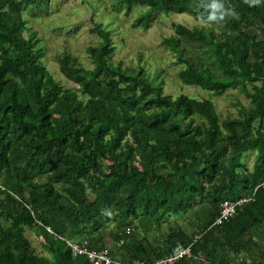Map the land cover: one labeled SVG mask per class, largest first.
Returning <instances> with one entry per match:
<instances>
[{
	"label": "trees",
	"instance_id": "16d2710c",
	"mask_svg": "<svg viewBox=\"0 0 264 264\" xmlns=\"http://www.w3.org/2000/svg\"><path fill=\"white\" fill-rule=\"evenodd\" d=\"M47 1L0 0V264H91L70 250L84 242L112 264L166 261L179 247L189 252L161 264H264V0L112 3L138 8L134 27L170 12L203 22H173L161 39L199 98L165 93L139 57L113 60L111 31L95 21L90 66L57 57L63 86L24 34L23 11L39 16ZM228 90L247 104L221 119L212 97ZM35 227L49 256L25 235Z\"/></svg>",
	"mask_w": 264,
	"mask_h": 264
},
{
	"label": "rangeland",
	"instance_id": "374dc122",
	"mask_svg": "<svg viewBox=\"0 0 264 264\" xmlns=\"http://www.w3.org/2000/svg\"><path fill=\"white\" fill-rule=\"evenodd\" d=\"M114 1L48 0L44 4L45 10L39 16L32 11H23L28 25V31H25L24 34L37 38L36 40L44 46L43 63L54 78L60 81L63 86L71 85V82L60 72L57 63V57L64 52L72 53L81 64L90 66L86 48L95 44L99 39L98 34L90 30L95 21L99 22L101 27L111 31L110 37L115 47L113 60H121L125 65L134 66L139 57L140 63L150 76L156 69H159L162 73V85L165 93L173 96L186 93L197 98L206 95L200 88L178 80L179 65L173 63L175 58L169 49L161 45L162 37L173 33V22L187 26L202 25L203 22L194 19L188 13L170 12L155 16L146 29L140 25L134 27L131 23L137 15L138 8L126 15L124 8L113 9L111 7ZM159 78L160 75L158 80ZM212 99L221 119L226 115H238L239 103L247 104L244 96L237 90H228L220 96L212 97ZM247 155L245 161L248 168H251L254 152H249ZM149 182L154 184L153 178H149ZM25 235L36 253L49 256L44 246V236L37 227L26 228ZM112 245L111 242H108L107 248H111ZM103 250L108 252L105 247Z\"/></svg>",
	"mask_w": 264,
	"mask_h": 264
},
{
	"label": "built area",
	"instance_id": "2783aa9c",
	"mask_svg": "<svg viewBox=\"0 0 264 264\" xmlns=\"http://www.w3.org/2000/svg\"><path fill=\"white\" fill-rule=\"evenodd\" d=\"M0 188L1 189L3 188V184H2L1 180H0ZM247 198L248 197L240 198L239 203L245 201ZM233 210H234V204L225 203L223 206V209H222V211H223L222 214H230L233 212ZM69 245H70V250H71L73 255H83L88 259V261L91 264H112V263H115L106 250L90 249L87 247L86 242H84L82 245H80L78 243H69ZM188 252H189V248L179 247L176 251H174L173 255L167 257L166 261L171 262L175 258H177L178 256H180L184 253H188ZM166 261L162 260V261H158L155 263L161 264V263H164ZM155 263L146 262L143 259H139V258L133 259L129 262H119V264H155Z\"/></svg>",
	"mask_w": 264,
	"mask_h": 264
},
{
	"label": "clouds",
	"instance_id": "9594fccd",
	"mask_svg": "<svg viewBox=\"0 0 264 264\" xmlns=\"http://www.w3.org/2000/svg\"><path fill=\"white\" fill-rule=\"evenodd\" d=\"M253 2H258V0H253ZM212 7H213V8H216V7H218V5L213 4ZM215 16H216V13H212V14L209 15L208 19H210V20H211V19H214Z\"/></svg>",
	"mask_w": 264,
	"mask_h": 264
}]
</instances>
